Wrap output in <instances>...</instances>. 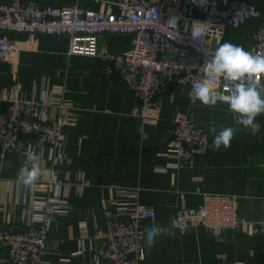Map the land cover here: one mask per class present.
I'll use <instances>...</instances> for the list:
<instances>
[{"label":"crops","instance_id":"obj_1","mask_svg":"<svg viewBox=\"0 0 264 264\" xmlns=\"http://www.w3.org/2000/svg\"><path fill=\"white\" fill-rule=\"evenodd\" d=\"M13 0H0L8 3ZM53 8L78 6L83 10L117 13L115 0H36ZM158 3L161 0H148ZM264 17V0H245ZM259 20L239 28L225 26L224 42L252 50ZM17 52L0 63V114L12 100H30L42 105L49 120L67 119L66 143L60 154L31 137H22L19 147L0 158V224L11 230L36 226L39 197L65 200L67 214L48 223V247L43 264H105L98 260L97 230L111 219L126 221L118 211L119 190L138 191L139 204L154 211V218L142 225L141 264H264V237H248L240 230L225 234L218 244L201 228L180 231L175 227L179 207L194 208L202 195H228L235 198L240 215L264 225V114L257 117L259 133L242 127L226 150H213L210 124L234 126L227 104L204 106L189 97L186 86L171 85L159 95L161 107L155 120L145 125L132 115L134 94L118 80L103 74L98 58L71 54L67 37L7 34ZM99 42L112 53L131 47L126 35L102 36ZM63 104L68 109H60ZM187 112L202 126L210 139L208 152L188 163L170 153L174 121ZM143 127L148 138L142 139ZM219 130V129H218ZM43 157V173L36 186L26 189L16 182L27 147ZM54 172L59 186L39 194L38 184ZM154 225L170 227L174 236L161 235L153 247L145 244V229ZM81 226L86 229L85 235ZM0 264H12L0 249Z\"/></svg>","mask_w":264,"mask_h":264},{"label":"built area","instance_id":"obj_2","mask_svg":"<svg viewBox=\"0 0 264 264\" xmlns=\"http://www.w3.org/2000/svg\"><path fill=\"white\" fill-rule=\"evenodd\" d=\"M112 5L117 13L91 12L78 6L57 9L36 0L0 3V63L9 60L18 50L7 34L67 37L71 54L98 58L103 62V74L107 78L118 80L131 90L133 117L150 125L161 107L159 95L164 90L178 85L191 91L193 82L203 77L205 56L201 49L208 51L210 58L222 44L225 26L239 28L246 22L259 20L251 52L264 54V17L245 0H161L158 3L115 0ZM172 17L179 18L175 29L167 23ZM195 22L211 24L203 36V44L192 38ZM112 35L130 36L131 47L112 53L105 43L99 42L100 37ZM210 83L223 87L222 80L213 79ZM58 107L68 109L63 104ZM68 123L63 118L46 119L38 102L12 100L6 112L0 114V158L15 151L23 136L36 139L53 156L60 154L66 143ZM209 147L208 134L197 120L187 112L178 114L170 153L179 162L188 163L196 156L205 155ZM57 186L58 177L52 172L47 182L37 185V191L47 195ZM116 189L120 193L118 211L127 213L128 219H111L97 230L98 260L105 264H141L142 225L155 214L151 208L139 204L137 190ZM35 204L40 211L33 215L36 226L29 224L21 230H11L0 224V249L6 251L12 264H43L48 247V223L68 211L66 201L57 197H39ZM174 224L180 231L201 228L218 244L224 243L225 234L234 230L248 237H264V225L242 217L235 198L228 195L204 194L197 207H179ZM81 229L85 235V227Z\"/></svg>","mask_w":264,"mask_h":264},{"label":"clouds","instance_id":"obj_3","mask_svg":"<svg viewBox=\"0 0 264 264\" xmlns=\"http://www.w3.org/2000/svg\"><path fill=\"white\" fill-rule=\"evenodd\" d=\"M178 17L167 20L168 25L175 29ZM192 38L198 39L203 44V36L210 23L195 22ZM205 56L203 63L204 75L193 82L190 99L199 100L204 106L215 107L218 102L227 104V111L231 114L234 126H217L213 121L209 132L213 135L212 148L219 151L222 147L226 150L242 127L252 135L259 133L261 124L257 117L264 114V54H254L240 45L224 42L217 47L209 58V53L201 49ZM223 81V87L217 88L210 80ZM43 118V117H42ZM219 129V130H218ZM142 139H147L143 127L138 129ZM43 157L32 145L27 147L25 159L19 168L16 182L26 189L36 186L43 173ZM161 235L174 236L175 232L170 227L154 225L145 229V244L151 248L156 238Z\"/></svg>","mask_w":264,"mask_h":264}]
</instances>
